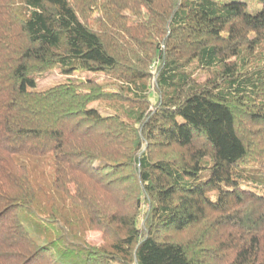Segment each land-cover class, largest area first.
I'll use <instances>...</instances> for the list:
<instances>
[{"label":"trees","instance_id":"1","mask_svg":"<svg viewBox=\"0 0 264 264\" xmlns=\"http://www.w3.org/2000/svg\"><path fill=\"white\" fill-rule=\"evenodd\" d=\"M0 264H264V0H0Z\"/></svg>","mask_w":264,"mask_h":264},{"label":"rangeland","instance_id":"2","mask_svg":"<svg viewBox=\"0 0 264 264\" xmlns=\"http://www.w3.org/2000/svg\"><path fill=\"white\" fill-rule=\"evenodd\" d=\"M91 76L90 73H86V72H77L74 74V77L76 78H81V77H88ZM65 78V76L58 72L52 73L47 75L46 77L40 78L39 80V86L40 87H46L48 85H52L56 82H59L61 80H63ZM90 239L91 241H94L96 243H101L102 242V233L100 231H94L91 235H90Z\"/></svg>","mask_w":264,"mask_h":264}]
</instances>
